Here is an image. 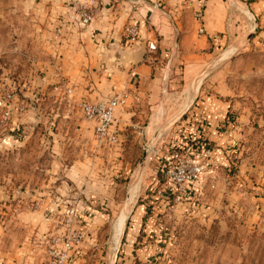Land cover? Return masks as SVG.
<instances>
[{
	"label": "rangeland",
	"instance_id": "obj_1",
	"mask_svg": "<svg viewBox=\"0 0 264 264\" xmlns=\"http://www.w3.org/2000/svg\"><path fill=\"white\" fill-rule=\"evenodd\" d=\"M16 1L0 0V227L9 225L22 264H46L51 240L69 231L84 234L76 264H264V9L255 15L248 7L254 0L215 5L227 33L209 39V55L190 82L179 69L173 74L168 97L158 100L166 112L157 127L147 129L140 104L136 113L144 114L119 128V107L118 140L107 144L80 109L96 102H71L68 88L62 96L58 85L45 87L44 55L33 37L43 23L32 20L42 21L44 9L23 12ZM60 1L44 25L54 39L69 24L85 29L91 21L83 15L93 18L98 8L94 0ZM136 30L128 45L138 44ZM27 32L22 45L12 40ZM18 46L27 49L13 53ZM213 102L220 106L208 108L219 116L214 122L202 110ZM212 127L215 142L206 134ZM193 138L205 142L202 152L199 143H185ZM175 155L203 167L195 193L169 194Z\"/></svg>",
	"mask_w": 264,
	"mask_h": 264
},
{
	"label": "crops",
	"instance_id": "obj_2",
	"mask_svg": "<svg viewBox=\"0 0 264 264\" xmlns=\"http://www.w3.org/2000/svg\"><path fill=\"white\" fill-rule=\"evenodd\" d=\"M94 2L98 8L85 29L75 31L74 25L69 24L67 30L70 32H64V37L61 35L58 39H54V34L47 33L44 25L56 16L52 11L62 5L61 1H16V7L22 8L23 12L28 8L34 11L44 9L42 21L37 16L32 20L43 23L42 26L37 25L41 33L33 37L44 55L40 69L45 74L43 76L45 87L48 84H56L58 85L55 87L56 91L68 88L70 95H66L63 91L62 96L66 95L69 100L71 98V102L85 99L97 103L121 95L125 102L116 113V117L120 119L119 128L133 114L138 118L144 114L141 113L143 111H138V115L136 113V105L140 104L144 106L145 113L149 114L147 129L156 128L159 119H162L166 112L163 105L159 108L158 100L168 97L167 87L169 83L171 84V77L174 78L173 74L179 69L184 83L190 82L194 74L202 69L203 62L209 55L206 53L209 39L216 42L217 34L227 33L222 11L219 7H215L223 3V0H206L202 35L198 34V24L192 18V12L194 13L197 8L195 0L191 2L94 0ZM248 7L255 15L261 13L260 10L264 9V0L248 2ZM23 12L16 10V14H21L22 17ZM130 24H134L139 31L138 44L128 45L125 28ZM14 35L17 37L15 38ZM25 39L29 41L28 32L25 36H22V33L12 35V40L21 41V45ZM147 42H155L156 51H148ZM18 49H27V47L18 46L17 49L12 47V52ZM164 57L168 59L167 63L162 62ZM185 103L187 104L184 102L182 108L186 107ZM208 108L218 109L220 106L213 102L210 106L202 107L206 112L205 116L214 122V118L219 116L214 115L215 110L211 112L212 109ZM114 126L116 127V124ZM212 128L206 134L209 140L215 142L217 131ZM196 187V182L189 183L181 195L195 193ZM167 190H173L171 183H168ZM8 226L0 227L3 233L0 239V264H22L23 259L18 255L21 254V249L19 248L20 252L14 249L13 241L7 234ZM3 231H6L5 234ZM79 249L73 253V264H76L80 256ZM25 264L29 263L25 262Z\"/></svg>",
	"mask_w": 264,
	"mask_h": 264
},
{
	"label": "built area",
	"instance_id": "obj_3",
	"mask_svg": "<svg viewBox=\"0 0 264 264\" xmlns=\"http://www.w3.org/2000/svg\"><path fill=\"white\" fill-rule=\"evenodd\" d=\"M185 1L191 2V0ZM195 1L197 8L194 10L193 17L198 24L197 32L202 35L204 34L202 23L206 0ZM91 19L90 15H83V23H88ZM125 35L129 43H135L138 35L136 27L133 25L126 27ZM146 48L148 51L156 49L153 42H147ZM124 102L121 95H115L106 101L97 103L84 101L80 104L83 116L94 123L96 139L107 144L117 142V135L112 127L115 121V111L123 106ZM174 158L176 159L175 166L167 171V178L173 185L172 192L181 194L189 183L197 182L200 179L203 167L185 157L179 158L178 155H175ZM83 239L84 234L81 231H69L54 237L49 243L46 264H73V253L80 248Z\"/></svg>",
	"mask_w": 264,
	"mask_h": 264
},
{
	"label": "trees",
	"instance_id": "obj_4",
	"mask_svg": "<svg viewBox=\"0 0 264 264\" xmlns=\"http://www.w3.org/2000/svg\"><path fill=\"white\" fill-rule=\"evenodd\" d=\"M185 143H189V144H192V145H193V143L195 145H197L199 143V145L196 147V149H200V152H202L204 150L205 146H206L205 145V142H202L200 140V138L187 139V141H185ZM185 143L183 145H181L182 146L181 147L182 149H184L186 147ZM193 152H195V149L193 150ZM171 160H172V156L171 155L168 156V157H166L165 160L163 161V163H164L163 166H165V167L168 166L170 164ZM168 192H169V194H170V192L172 194V191L171 190H168Z\"/></svg>",
	"mask_w": 264,
	"mask_h": 264
},
{
	"label": "bare ground",
	"instance_id": "obj_5",
	"mask_svg": "<svg viewBox=\"0 0 264 264\" xmlns=\"http://www.w3.org/2000/svg\"><path fill=\"white\" fill-rule=\"evenodd\" d=\"M230 51L226 52V54L224 53V55L226 56ZM189 91V90H188ZM191 98V97H190ZM186 101V100H185ZM186 104V103H185ZM135 190V189H134ZM137 192V190H136ZM135 192H132V194ZM135 196V195H134ZM133 197V195H131V198ZM132 200V199H131ZM125 213V212H124ZM124 213L120 214V216L117 218L116 222H115V226H114V232L115 235L114 237H118L119 234L121 233L122 227H123V222L125 220V215ZM115 239V238H114ZM115 242V241H114Z\"/></svg>",
	"mask_w": 264,
	"mask_h": 264
}]
</instances>
